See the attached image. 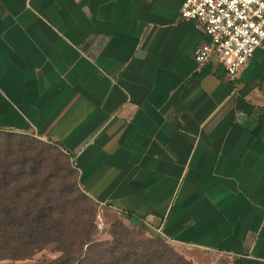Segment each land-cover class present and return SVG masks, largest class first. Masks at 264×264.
Here are the masks:
<instances>
[{
  "label": "crops",
  "instance_id": "obj_1",
  "mask_svg": "<svg viewBox=\"0 0 264 264\" xmlns=\"http://www.w3.org/2000/svg\"><path fill=\"white\" fill-rule=\"evenodd\" d=\"M182 1L0 0V130L58 146L99 208L176 249L264 264V50L234 78L195 61Z\"/></svg>",
  "mask_w": 264,
  "mask_h": 264
},
{
  "label": "trees",
  "instance_id": "obj_2",
  "mask_svg": "<svg viewBox=\"0 0 264 264\" xmlns=\"http://www.w3.org/2000/svg\"><path fill=\"white\" fill-rule=\"evenodd\" d=\"M77 178L70 155L55 144L0 130V259L26 261L50 250L57 255L31 264H195L129 211L110 224V239L101 238L99 205Z\"/></svg>",
  "mask_w": 264,
  "mask_h": 264
},
{
  "label": "built area",
  "instance_id": "obj_3",
  "mask_svg": "<svg viewBox=\"0 0 264 264\" xmlns=\"http://www.w3.org/2000/svg\"><path fill=\"white\" fill-rule=\"evenodd\" d=\"M179 13L209 38L193 49L195 61L216 56L231 78L257 48L264 50V0H183ZM70 162L76 168L74 158Z\"/></svg>",
  "mask_w": 264,
  "mask_h": 264
},
{
  "label": "rangeland",
  "instance_id": "obj_4",
  "mask_svg": "<svg viewBox=\"0 0 264 264\" xmlns=\"http://www.w3.org/2000/svg\"><path fill=\"white\" fill-rule=\"evenodd\" d=\"M42 141L50 143L49 141H46V140H42ZM120 217L121 216L118 212H115L109 208L102 209V208H99V206H98L97 230H98L99 236L103 239H110L111 236L108 232L110 224L112 222H114L115 220L120 219ZM177 250H178V252H180L182 255H184L186 258L192 260L193 262H194V260L198 261L199 264H220L219 261H221L223 264L230 263V260H228L226 257H220L216 261L218 256L214 255L212 252H198L195 250H180V249H177ZM56 255H57L56 252H53L50 250H44V251H41V252L35 254L31 260L12 261L9 259H0V263L1 264H31V263L36 262V261L48 260L50 258L55 257Z\"/></svg>",
  "mask_w": 264,
  "mask_h": 264
}]
</instances>
